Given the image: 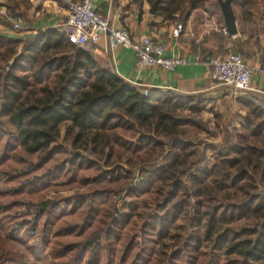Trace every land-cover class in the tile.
<instances>
[{"label":"trees","instance_id":"obj_1","mask_svg":"<svg viewBox=\"0 0 264 264\" xmlns=\"http://www.w3.org/2000/svg\"><path fill=\"white\" fill-rule=\"evenodd\" d=\"M201 1L159 0L154 14L184 24ZM28 4L4 0L0 23ZM208 100L148 92L59 28L0 35V264H264V105L222 97L212 131ZM69 189L18 218L22 196Z\"/></svg>","mask_w":264,"mask_h":264},{"label":"crops","instance_id":"obj_2","mask_svg":"<svg viewBox=\"0 0 264 264\" xmlns=\"http://www.w3.org/2000/svg\"><path fill=\"white\" fill-rule=\"evenodd\" d=\"M3 1L0 0V17L7 16ZM70 1L78 0H29L28 5L20 7L24 15L20 18L21 28L16 30L0 23V35L24 40L40 32L57 29L68 15ZM93 6L97 13L108 17L114 28H126L136 36L147 34L164 45L166 56H184L188 59V63L178 66L174 71L159 67L138 68L132 49L117 46L114 50L105 51L106 42L102 38L91 53L123 79L148 92L153 88H164L181 95L203 93L217 102L222 97L254 96L264 105V74L258 70L264 61V15H249L251 9L232 3L237 33L231 36L218 30L202 36L199 23L203 10L214 15L220 26H224L222 15L215 13L219 8L217 0L215 8L207 9L205 6V9H192L186 22L181 24L182 31L174 36L172 31L179 24L178 15L175 14L173 19H162L151 14L148 0H93ZM7 22L11 23L9 18ZM229 52L239 53L255 69L251 76L252 89L246 95L232 94L210 79V67L206 63L211 57L209 54L223 56Z\"/></svg>","mask_w":264,"mask_h":264},{"label":"built area","instance_id":"obj_3","mask_svg":"<svg viewBox=\"0 0 264 264\" xmlns=\"http://www.w3.org/2000/svg\"><path fill=\"white\" fill-rule=\"evenodd\" d=\"M9 20L13 29L21 28L19 18L9 17ZM200 22L208 34L218 30L226 33L225 27H218L214 15L207 10H203ZM58 28L71 43L86 51L91 52L102 38L106 42L105 51L114 50L117 46L130 48L135 53L138 68L159 67L174 71L178 66L188 63L184 56H166L164 45L147 34L136 36L126 28H114L108 17L95 11L93 0L70 1L68 15ZM181 30L182 25L178 24L172 34L178 36ZM206 63L210 67V79L232 94L246 95L252 89L251 76L255 69L239 53L211 56ZM258 70L264 74V61Z\"/></svg>","mask_w":264,"mask_h":264},{"label":"rangeland","instance_id":"obj_4","mask_svg":"<svg viewBox=\"0 0 264 264\" xmlns=\"http://www.w3.org/2000/svg\"><path fill=\"white\" fill-rule=\"evenodd\" d=\"M216 2H217V0H202L200 2L199 7H201V9H205L206 8L205 6H207V9L212 8V7L215 8ZM233 3L238 7L241 5L242 8H244L246 6V8L251 9L252 13L248 12L249 15H264V0H233ZM215 13L217 15H221L219 8H217L215 10ZM12 17H14V16H12ZM14 18H17V17H14ZM177 19H180V18H177ZM178 23L181 24L180 22H178ZM216 23L218 24V27L222 26V25L220 26V23L217 19H216ZM200 26H201V24H200ZM9 27H12L11 23H9ZM205 30L206 29H204V27H202L201 30L199 31V32L202 31V36H207L210 33L214 32V31H212L208 34ZM209 56H212V54H209ZM207 97H209V100L206 103L205 109L201 112L200 118L213 131L214 130V118H213L212 111L217 109L220 106V103L217 102L216 99L211 98V96H207ZM192 138H194L195 141L200 142L202 145H204V144L216 145V143L220 141V136H219V134H216V133L201 132L194 137L192 135ZM206 157L209 161L212 159V151L211 150L208 149L206 151ZM35 158L36 157H32L31 161H36ZM15 173L16 172H13V174H15ZM8 189H11V184L6 182L5 176H0V192L3 193ZM74 192H75L74 189L60 191L59 193H54L53 191H51V192L49 191L42 199L22 196L24 198H22L18 202V207L16 208L17 209L16 214H17L18 218H20L25 213H28V216L26 217V219H28V221L32 220L36 211L40 208V204L44 200L52 199L54 197L55 198L56 197H67V196L72 195ZM1 202H4V203L6 202L3 197H0V203ZM38 234H39V230H37V233H32L31 231L28 230V235H30L29 237H30L31 243L32 242L41 243V239H40V236Z\"/></svg>","mask_w":264,"mask_h":264},{"label":"water","instance_id":"obj_5","mask_svg":"<svg viewBox=\"0 0 264 264\" xmlns=\"http://www.w3.org/2000/svg\"><path fill=\"white\" fill-rule=\"evenodd\" d=\"M159 0H155L151 5L149 12L154 14ZM233 0H218L219 9L223 18V25L228 35L237 33L236 17L232 7Z\"/></svg>","mask_w":264,"mask_h":264}]
</instances>
